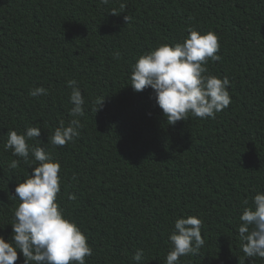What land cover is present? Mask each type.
I'll return each instance as SVG.
<instances>
[{
	"label": "trees",
	"instance_id": "trees-1",
	"mask_svg": "<svg viewBox=\"0 0 264 264\" xmlns=\"http://www.w3.org/2000/svg\"><path fill=\"white\" fill-rule=\"evenodd\" d=\"M189 29L218 36L220 59L209 60L206 74L229 79L231 103L215 119L189 115L169 125L153 89L133 90L132 70L141 55L182 43ZM70 80L85 100L80 134L54 146L55 129L73 119ZM35 87L48 94L30 96ZM29 127L41 135L27 142L61 165L56 202L87 237L86 264H136L137 250L140 264H166L175 221L188 216L203 221L205 245L179 264H264L245 256L238 233L244 207L264 193V0H0L6 242L21 203L15 188L38 162L30 153L33 163H25L4 144L10 130ZM17 252L15 264H24Z\"/></svg>",
	"mask_w": 264,
	"mask_h": 264
},
{
	"label": "clouds",
	"instance_id": "clouds-1",
	"mask_svg": "<svg viewBox=\"0 0 264 264\" xmlns=\"http://www.w3.org/2000/svg\"><path fill=\"white\" fill-rule=\"evenodd\" d=\"M107 4L109 0H100ZM122 7H124L122 5ZM113 15H117L115 11ZM124 20L131 22L132 17L125 15ZM189 36L173 46L164 44L151 52L141 55L133 66L131 86L135 92L151 88L155 99L162 109L169 125L185 121L189 115L201 119H215L217 113L231 103L228 91L229 79L212 76L208 73L209 60L217 61L220 57L219 38L213 32L201 34L189 29ZM72 88L69 97L73 105L69 114L73 119L67 127L61 122L50 138L54 146L63 147L79 136L81 127L79 117L84 116V97L76 80L68 81ZM47 89L35 87L29 95L37 97L47 95ZM104 98L97 101L102 107ZM41 129L29 127L23 133L15 130L8 132L5 150H12V155L23 158L31 165L29 154L38 162L32 167V174L15 188V199L21 201L14 213L12 223V242L0 237V264H15L18 252L24 257V264H86V257L93 255L87 237L80 228L65 218L59 207L57 194L61 188L59 176L61 165L55 162L43 146L33 147L27 141L38 139ZM19 160H13L11 168H16ZM69 199L75 200V195ZM245 205L248 201L244 202ZM238 228L242 251L248 258H264V193H257L252 206L244 207ZM203 221L195 216L179 218L169 236L172 250L167 254L166 264H179L180 258L198 255L205 245L201 228ZM143 250H137L132 259L140 264Z\"/></svg>",
	"mask_w": 264,
	"mask_h": 264
}]
</instances>
